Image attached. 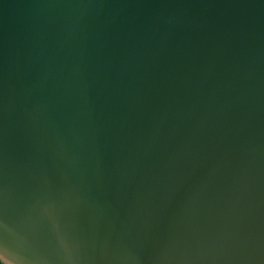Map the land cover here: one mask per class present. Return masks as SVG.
<instances>
[{
    "label": "water",
    "instance_id": "obj_1",
    "mask_svg": "<svg viewBox=\"0 0 264 264\" xmlns=\"http://www.w3.org/2000/svg\"><path fill=\"white\" fill-rule=\"evenodd\" d=\"M0 260L264 264V0H0Z\"/></svg>",
    "mask_w": 264,
    "mask_h": 264
},
{
    "label": "trees",
    "instance_id": "obj_2",
    "mask_svg": "<svg viewBox=\"0 0 264 264\" xmlns=\"http://www.w3.org/2000/svg\"><path fill=\"white\" fill-rule=\"evenodd\" d=\"M0 264H5L3 261L0 260Z\"/></svg>",
    "mask_w": 264,
    "mask_h": 264
}]
</instances>
